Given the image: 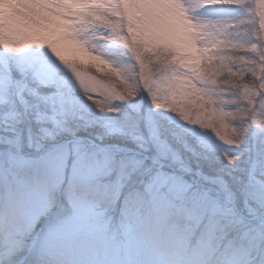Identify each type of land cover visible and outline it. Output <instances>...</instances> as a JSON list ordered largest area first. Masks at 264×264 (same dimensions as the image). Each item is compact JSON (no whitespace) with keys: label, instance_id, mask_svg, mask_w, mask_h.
<instances>
[{"label":"rangeland","instance_id":"rangeland-1","mask_svg":"<svg viewBox=\"0 0 264 264\" xmlns=\"http://www.w3.org/2000/svg\"><path fill=\"white\" fill-rule=\"evenodd\" d=\"M137 2L0 0V264H264V0Z\"/></svg>","mask_w":264,"mask_h":264},{"label":"bare ground","instance_id":"bare-ground-1","mask_svg":"<svg viewBox=\"0 0 264 264\" xmlns=\"http://www.w3.org/2000/svg\"><path fill=\"white\" fill-rule=\"evenodd\" d=\"M135 2L138 3L137 0H135ZM263 5H264V2H263ZM1 9H2V8H1ZM263 9H264V8H263ZM134 11H135V13L138 12L140 15H144V10L142 11V9H138V8L136 9V8H135Z\"/></svg>","mask_w":264,"mask_h":264}]
</instances>
